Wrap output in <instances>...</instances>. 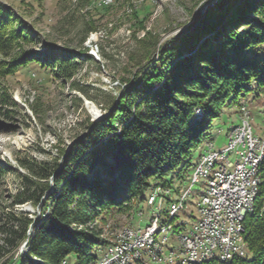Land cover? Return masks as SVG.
Here are the masks:
<instances>
[{
	"label": "trees",
	"instance_id": "1",
	"mask_svg": "<svg viewBox=\"0 0 264 264\" xmlns=\"http://www.w3.org/2000/svg\"><path fill=\"white\" fill-rule=\"evenodd\" d=\"M15 12L0 1L4 56L28 36ZM68 57L63 51L27 50L0 72L35 62L48 69L49 79L64 72ZM139 78L106 116L85 127L60 164L55 157L18 159L19 190L0 207V255L10 254L1 264H41L33 257L61 264L70 255L75 264H90L95 250L110 243L105 224L117 227L116 214L132 216L148 188H171L175 176L186 174L192 150L211 138L212 119L250 93L264 92V0H219L190 32L174 37ZM258 175L259 193L243 220L246 256L201 264H264V157ZM23 203L46 212L34 219L16 208ZM26 239V252L16 260Z\"/></svg>",
	"mask_w": 264,
	"mask_h": 264
},
{
	"label": "rangeland",
	"instance_id": "2",
	"mask_svg": "<svg viewBox=\"0 0 264 264\" xmlns=\"http://www.w3.org/2000/svg\"><path fill=\"white\" fill-rule=\"evenodd\" d=\"M0 1L11 5L16 11L17 21L22 20L27 26V39L19 38V43L13 48L15 51L10 52L12 57L27 50L39 53L56 50L72 55L64 62V72L50 75L49 79L45 73L48 69L40 68L35 62H29L14 73L0 72V170L5 171L0 176V207L9 203L19 190L15 169L22 171V168L18 159L40 161L55 157L60 164L76 140L86 133L85 127L111 111L131 82L144 76L152 67L161 50L174 37L190 32L194 24L219 3V0ZM11 56L0 52V69L9 66ZM2 93L7 103L2 102ZM242 104L250 111L249 124L254 135L261 138L263 91L250 93L243 102L224 108L219 116L213 118L211 138L201 141L192 150L193 165L186 174L182 178H173L172 189L154 186L160 187L163 195L157 197L153 204H147L146 199L141 200L135 204L132 216L116 214L118 226L109 228V224H105L104 236L111 241L122 226L132 225L141 230L153 217H159L160 222L166 220L167 199L178 200L181 194H186L185 208L173 219V225L182 227L185 224L189 228L198 215L196 203L209 185L208 177L201 176L190 188L194 166L206 154L208 142H213L215 151L224 149L228 131L240 123L239 108ZM227 157L232 162L239 159L233 150ZM152 191L150 187L146 194ZM26 207L30 210H24ZM16 208L29 212L34 219L46 212L41 214L40 206L30 203L16 205ZM252 211L253 207L249 212ZM109 223H113V219ZM179 230L172 228L159 233L161 237H168L164 251L178 249ZM23 243L14 254L16 260L23 253ZM106 251L107 245L97 248L96 258H103ZM9 255L1 254L0 264ZM33 258L36 262L40 260ZM67 261L75 264L76 257L70 255ZM147 264L161 263L149 260Z\"/></svg>",
	"mask_w": 264,
	"mask_h": 264
},
{
	"label": "built area",
	"instance_id": "3",
	"mask_svg": "<svg viewBox=\"0 0 264 264\" xmlns=\"http://www.w3.org/2000/svg\"><path fill=\"white\" fill-rule=\"evenodd\" d=\"M245 112H250L248 106H245ZM261 113L264 118V109ZM246 127L242 124L241 118L236 133L227 135L225 155H216L213 142L208 143L205 168L190 176L192 187L205 174L207 168H210L213 161L222 163V171H219L216 181H210V192L205 193L203 203H196V206L202 207V215H196L189 228L183 224L178 232L184 244V253L164 249L161 252H154V246H147V237H151V227L140 230L132 225H125L114 234L100 264H147L149 260L161 264H180L183 259L210 254H219V258L227 254L241 256L239 249L236 248L237 236L233 232V224L236 215L242 209L245 198L244 179L249 172L250 160L254 156V151L247 157L239 156L241 144L246 143ZM232 150L239 156L236 162L227 157L228 152ZM147 204L150 205V199L147 200ZM209 229H216V237H209ZM165 241L167 243L168 240Z\"/></svg>",
	"mask_w": 264,
	"mask_h": 264
},
{
	"label": "bare ground",
	"instance_id": "4",
	"mask_svg": "<svg viewBox=\"0 0 264 264\" xmlns=\"http://www.w3.org/2000/svg\"><path fill=\"white\" fill-rule=\"evenodd\" d=\"M102 1H109L112 0H102ZM244 104L240 105V119L242 118V124H245L247 127L245 128V144H241L239 148V156L240 157H247L254 151V156L252 160H250V168L249 172L246 173V177L244 179V190H245V198L243 201L242 209L240 210L239 214L236 215L233 224V232H235V236H237L236 241V248L239 249L241 256H246V242L244 239V225L243 220L246 214L252 209L255 199L259 193V182L260 177L258 175L259 165L261 160L264 157V128L262 131L261 138L256 137L253 133L252 126L249 124V120H251L250 112H245ZM263 117V114H262ZM264 125V118L263 124ZM237 130V125L232 126L228 131V135L235 134ZM210 143V142H208ZM226 146L224 149L220 151H215L216 155H225ZM206 155V154H205ZM205 155H202L199 162L194 166V174H197L198 171H202L205 168ZM219 171H222V163L221 161H213L210 165V168H207V171L202 176L208 177L209 185L205 189L203 195H201L200 200L197 203H203L205 193L210 192V181H216L219 176ZM191 188V186H190ZM189 189H187L189 193ZM166 191V190H165ZM170 192V190H168ZM164 193V192H163ZM162 193L160 192V187H153V191L146 196V202L150 199V205L153 204L157 197H160ZM165 194V193H164ZM163 195V194H162ZM165 196V195H164ZM186 194H181L178 200L167 199L169 202V208L166 211L167 218L166 220L160 222L159 217H153L146 227H151V237H147V246H154V252H161L164 249L165 239L168 240L167 235L160 236L159 233L167 232L168 230L180 229L181 227L173 225V219L177 216L180 208H185L184 199ZM161 198V197H160ZM197 214L202 215V207L196 206ZM153 221H155L153 223ZM166 234V233H165ZM160 236V238H159ZM209 237H216V229H209ZM180 238V237H179ZM112 242V239L110 243ZM157 242V243H156ZM109 243V244H110ZM108 244V245H109ZM23 246V245H22ZM23 251H25L23 246ZM177 253H184V244L180 238V245L177 249ZM236 254H227L222 258H219V254H210L205 256H197V258L193 259H183L181 260L180 264H201L208 260H215V261H227L231 258H235ZM238 257V256H237ZM39 263L43 264L41 260L38 261ZM103 262V258L97 259L95 258L90 264H100ZM61 264H68L66 260H63Z\"/></svg>",
	"mask_w": 264,
	"mask_h": 264
},
{
	"label": "water",
	"instance_id": "5",
	"mask_svg": "<svg viewBox=\"0 0 264 264\" xmlns=\"http://www.w3.org/2000/svg\"><path fill=\"white\" fill-rule=\"evenodd\" d=\"M24 209V208H22ZM24 210H30L28 207H26ZM29 234V233H28ZM27 240V239H26ZM26 244V241L23 243V246Z\"/></svg>",
	"mask_w": 264,
	"mask_h": 264
}]
</instances>
